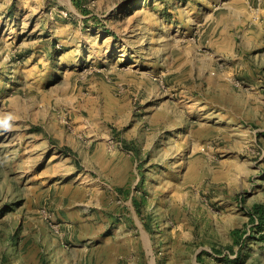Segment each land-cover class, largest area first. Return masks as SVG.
Wrapping results in <instances>:
<instances>
[{"label":"rangeland","instance_id":"rangeland-1","mask_svg":"<svg viewBox=\"0 0 264 264\" xmlns=\"http://www.w3.org/2000/svg\"><path fill=\"white\" fill-rule=\"evenodd\" d=\"M264 0H0V264H264Z\"/></svg>","mask_w":264,"mask_h":264},{"label":"trees","instance_id":"trees-1","mask_svg":"<svg viewBox=\"0 0 264 264\" xmlns=\"http://www.w3.org/2000/svg\"><path fill=\"white\" fill-rule=\"evenodd\" d=\"M255 211L257 212L259 219L264 220V206L257 204L255 206Z\"/></svg>","mask_w":264,"mask_h":264}]
</instances>
